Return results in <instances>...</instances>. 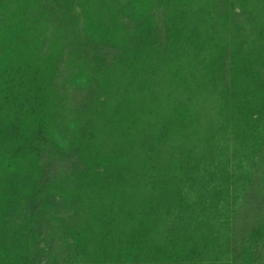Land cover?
Instances as JSON below:
<instances>
[{"label":"trees","instance_id":"16d2710c","mask_svg":"<svg viewBox=\"0 0 264 264\" xmlns=\"http://www.w3.org/2000/svg\"><path fill=\"white\" fill-rule=\"evenodd\" d=\"M0 264H264V0H0Z\"/></svg>","mask_w":264,"mask_h":264},{"label":"rangeland","instance_id":"374dc122","mask_svg":"<svg viewBox=\"0 0 264 264\" xmlns=\"http://www.w3.org/2000/svg\"><path fill=\"white\" fill-rule=\"evenodd\" d=\"M67 85V92L65 96V102L66 103H73L77 97V90L75 89L80 88L79 86H74L73 84H70L69 82ZM67 167L68 165L62 160V158H58L55 162L53 167H51V173L54 174L56 177V184L59 185L57 188L60 189L59 191L62 192V181H64L65 176L67 174ZM64 183V182H63Z\"/></svg>","mask_w":264,"mask_h":264}]
</instances>
